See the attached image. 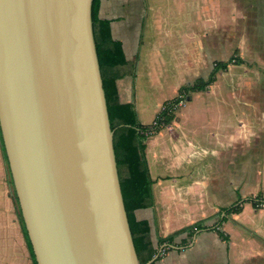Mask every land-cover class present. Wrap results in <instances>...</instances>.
Segmentation results:
<instances>
[{"label": "water", "instance_id": "1", "mask_svg": "<svg viewBox=\"0 0 264 264\" xmlns=\"http://www.w3.org/2000/svg\"><path fill=\"white\" fill-rule=\"evenodd\" d=\"M92 1L0 0V127L38 264H141Z\"/></svg>", "mask_w": 264, "mask_h": 264}, {"label": "rangeland", "instance_id": "2", "mask_svg": "<svg viewBox=\"0 0 264 264\" xmlns=\"http://www.w3.org/2000/svg\"><path fill=\"white\" fill-rule=\"evenodd\" d=\"M163 2L167 4V0ZM163 32L162 107L167 99L181 96L177 91L181 84L206 76L216 60L240 54L242 49L231 39L219 45L213 42L204 49L198 33L190 49L193 64L188 76L184 47L171 42L169 38L173 37ZM171 76L178 77L172 80ZM182 98L184 101L172 108L174 119L161 128L159 151L165 157L162 171L171 172L175 191L158 202V226L161 230L175 229L198 220L204 226L212 225L219 218V206L237 199V191L245 199L257 197V204L243 201L242 209L229 213V220L221 224L231 235L230 241L220 237L230 250L246 242L241 236L255 234L259 226L256 222L264 218V76L247 64H231L218 72L207 89L185 93ZM174 161L177 170H169ZM217 241L216 233L206 229L198 232L194 245L216 248ZM153 242L158 245L156 240Z\"/></svg>", "mask_w": 264, "mask_h": 264}, {"label": "crops", "instance_id": "3", "mask_svg": "<svg viewBox=\"0 0 264 264\" xmlns=\"http://www.w3.org/2000/svg\"><path fill=\"white\" fill-rule=\"evenodd\" d=\"M151 1L152 3L150 0H101L99 9L100 17L110 19L112 36L121 41L127 60L121 66L123 75L117 79L120 99L124 102H134L143 123L154 122L162 107L163 31L173 37L169 38L171 42H178L179 47H184V61L190 74L188 76L192 74L193 64L190 49L193 48L194 38L198 33H201L200 47L204 49L212 46L213 42L219 45L231 39L235 46L242 48L239 55L246 60L244 64L264 76V0H167V4L164 0ZM172 1L174 7L171 6ZM177 77L171 76V79L176 80ZM150 136L146 141V156L154 180L152 186L155 203L150 207L138 208L135 213L138 219L149 220L152 239L157 241V232L168 235L192 223L164 230L158 226V202L167 198V193L170 196L175 187L171 185V172L162 171L165 168V157L160 154L159 148L160 144L162 145L160 141L163 130L160 129ZM215 144L218 145L217 142ZM176 158L175 156L177 161ZM5 164L0 141V264H34L17 214L12 196L13 188ZM169 167V170H175V161ZM240 197L245 199L240 191H237V199L233 202ZM233 202L220 205L218 220L201 229H210L216 233V248L195 247L196 236L201 230L195 233L183 230L172 242L164 243L165 246L156 257L155 264H264V218L256 222H259V226L255 234L241 236L246 242L237 243V246L230 250L224 247L218 231L212 229L220 224L225 214H220V208ZM228 216L229 214L222 223L229 220ZM221 224L219 227L227 233ZM227 234L228 238L224 240L230 241L231 235ZM160 247L161 245L159 249Z\"/></svg>", "mask_w": 264, "mask_h": 264}, {"label": "trees", "instance_id": "4", "mask_svg": "<svg viewBox=\"0 0 264 264\" xmlns=\"http://www.w3.org/2000/svg\"><path fill=\"white\" fill-rule=\"evenodd\" d=\"M100 2L101 0L92 1L94 36L101 66L111 127L114 130V147L123 196L137 253L141 264H144L158 253L160 245L172 242L175 236L181 231L188 230L190 233H195L197 230L206 228L203 222L198 220L168 235L157 233L158 245L155 246L152 240L149 220L138 219L135 214L136 209L150 207L155 203L152 186L154 180L150 174L146 156V141L150 135L157 133L164 125L169 124L174 119L175 113L172 108L174 104L182 98L181 96H184V94L188 92L207 89L217 79L219 71L226 70L230 64L244 63L246 60L241 57L239 53H234L227 59L216 60L207 76H199L193 82L181 85L178 89L181 96L164 101L163 107L156 115L154 122L145 124L140 120L134 102H124L120 99L117 79L123 75L121 66L125 64L127 60L121 41L112 36L110 19L100 17ZM0 141L10 177L9 182L13 188L12 196L16 204L17 214L28 242L34 264H38L14 186L1 127ZM246 200L252 201L255 204L258 203L256 202L257 197H248L244 200L239 198L232 204L221 207L220 214L222 212H225V214L220 224L226 218L227 214L240 211L243 201ZM220 224L212 227V229L217 230L221 237L227 239L228 234L219 227ZM155 261L156 259L149 264H155Z\"/></svg>", "mask_w": 264, "mask_h": 264}, {"label": "built area", "instance_id": "5", "mask_svg": "<svg viewBox=\"0 0 264 264\" xmlns=\"http://www.w3.org/2000/svg\"><path fill=\"white\" fill-rule=\"evenodd\" d=\"M181 97H183V96H181ZM183 101H184V98H181L178 102L182 103Z\"/></svg>", "mask_w": 264, "mask_h": 264}]
</instances>
